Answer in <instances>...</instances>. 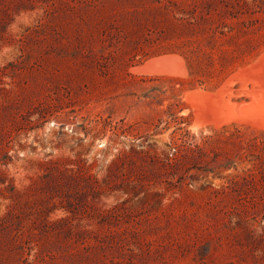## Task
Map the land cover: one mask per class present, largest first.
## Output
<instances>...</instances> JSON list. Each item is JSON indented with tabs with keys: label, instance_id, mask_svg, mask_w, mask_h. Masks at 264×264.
Listing matches in <instances>:
<instances>
[{
	"label": "rangeland",
	"instance_id": "rangeland-1",
	"mask_svg": "<svg viewBox=\"0 0 264 264\" xmlns=\"http://www.w3.org/2000/svg\"><path fill=\"white\" fill-rule=\"evenodd\" d=\"M262 54L264 0H0V264H264V115L186 97Z\"/></svg>",
	"mask_w": 264,
	"mask_h": 264
},
{
	"label": "bare ground",
	"instance_id": "bare-ground-1",
	"mask_svg": "<svg viewBox=\"0 0 264 264\" xmlns=\"http://www.w3.org/2000/svg\"><path fill=\"white\" fill-rule=\"evenodd\" d=\"M177 61L178 66H181V70L179 68L178 71H169L165 69H149L150 65L152 63H167L170 61ZM174 61V62H175ZM176 63V64H177ZM135 69V68H134ZM137 70H147L148 72L153 73H169V74H175L178 73L184 75L186 73V67L184 64V60L181 56L176 54H164L152 57L151 59H148V61L143 66L136 67ZM139 70V71H140ZM235 78L243 79L244 84L247 83L246 81L250 80L254 85L257 86V88H248L246 85L243 86L244 89L250 94L251 100L250 101H232L230 99V91L229 86L233 82ZM236 80V79H235ZM251 83V84H252ZM241 85V84H240ZM242 86V85H241ZM241 88V87H240ZM232 89V88H231ZM240 91V90H239ZM242 92V91H241ZM244 93V92H243ZM246 93V94H248ZM228 95V96H226ZM186 97L190 100L192 103L195 113H196V119L192 124L193 128H198L204 123L211 122L209 117L205 118L203 117V111L205 112H215L217 114L218 111H221L217 116H214L213 123L218 125L223 121H230L231 119H244L245 115L243 113H247V111H257L259 114L264 115V54H262L255 62H251L248 66L242 67L241 69L236 70L234 74H231L230 78L227 79V81L216 91H205L201 89H194L186 92ZM236 106H241V113L240 110H235V112L232 109H235ZM227 108V113H224L222 111V108ZM244 109V112H243ZM225 111V110H224ZM234 112V113H232ZM236 113L238 115H236ZM250 113V112H249ZM248 113V114H249ZM257 113V114H258ZM230 114V115H229ZM239 114H241L239 116ZM250 117V115H248ZM251 114V113H250ZM228 115V116H227ZM243 115V116H242ZM259 117V115H257ZM211 117V116H210ZM247 117V118H249ZM261 117V116H260ZM213 118V117H212ZM211 118V119H212Z\"/></svg>",
	"mask_w": 264,
	"mask_h": 264
}]
</instances>
